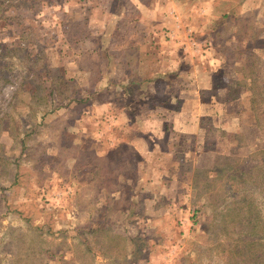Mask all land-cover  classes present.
<instances>
[{
    "label": "rangeland",
    "instance_id": "rangeland-1",
    "mask_svg": "<svg viewBox=\"0 0 264 264\" xmlns=\"http://www.w3.org/2000/svg\"><path fill=\"white\" fill-rule=\"evenodd\" d=\"M133 27L131 72L109 44ZM262 150L264 0H0V264H228L227 206L264 211L229 175Z\"/></svg>",
    "mask_w": 264,
    "mask_h": 264
},
{
    "label": "trees",
    "instance_id": "trees-1",
    "mask_svg": "<svg viewBox=\"0 0 264 264\" xmlns=\"http://www.w3.org/2000/svg\"><path fill=\"white\" fill-rule=\"evenodd\" d=\"M124 60L125 62L127 61V53L124 56ZM132 62L133 60L128 61L130 64ZM151 81V79H142L143 83H150ZM170 87L171 84L169 85ZM162 92L164 91L162 90ZM201 93L206 94L209 92ZM235 99L237 98L235 97ZM138 134L130 133L129 136H136ZM229 159L232 160V158H225V160ZM239 161L241 163L237 167H232L236 168L234 169L233 175H229L232 180L240 184L238 185V190L242 189L246 191V187L244 186L246 184L249 185L251 180L255 183H257V180H260L259 182H261L264 188V150L255 152L247 158L239 159ZM248 162L249 164H246ZM257 170L259 174L253 175ZM261 195H263L262 198L264 199V191H262ZM238 199L235 207L228 205L225 211V216L230 220H228L229 226H225L223 231L230 234L234 232L237 237L235 243L232 242V246H229L231 257L229 258L228 264H264V211L258 206L256 198L251 195ZM229 228H231L232 232H228L230 230ZM128 239H131L130 243L135 248V238L132 239L129 237Z\"/></svg>",
    "mask_w": 264,
    "mask_h": 264
},
{
    "label": "crops",
    "instance_id": "crops-1",
    "mask_svg": "<svg viewBox=\"0 0 264 264\" xmlns=\"http://www.w3.org/2000/svg\"><path fill=\"white\" fill-rule=\"evenodd\" d=\"M166 13H163L160 16H156V14H158L157 11L154 12V13L152 11H150L148 13H144V15L146 16V18H144V19H147V17H149V16H154V18L151 17V19H150L151 22H152V25H154V29H153L154 33L155 32H160L162 29H164L165 26H169L170 28H174L173 26L169 25V23H170L169 21L171 19V16L168 13H167V17L164 18ZM142 14H143V12H139V13L137 12L135 17H131V16L126 15V16H124V18L127 19V21H130L129 23H130L131 26H134L133 23H138L139 21H137V19L140 20L142 18ZM114 18H117V16L114 17ZM117 20H120L119 16H118ZM132 21H134V22L132 23ZM116 25H117V22H116ZM118 25H119V27H112V29L110 27L106 28V30L104 31L103 35L104 36H110V39H111V37H113V38L114 37H121L122 34H123V29L124 28H120V24L119 23H118ZM127 30H129V32L125 33V35H124L125 37L121 41H118V42L116 41L115 44L111 43V42H114L115 39H113V41H110V44H109L110 47L109 48L111 49V51L113 53H116L118 55V57L126 56V53H127V61H132L133 60V62H132V64L126 62V63H124V66L128 67V69H130V71H131V69L134 67V64L137 65V63H140V62L142 63V59H145L144 56L147 54V52L145 53V50H144L143 55L144 54L145 55L142 56V49H143L142 42H143V38H142V35H141L142 33L139 31V29H135V27H133V28H129ZM147 31L150 33V30L147 29ZM160 72L161 73H158V76L150 84L155 83L159 79L163 78V76L168 75L167 73H165L167 71H165V72L160 71ZM204 81H205V79H204ZM204 81L202 80L201 83H203ZM107 85H108V87L109 86L110 87L113 86L112 81L110 80L109 84H107ZM121 87L123 89L125 98H128V96H130V93L128 91V87H126L125 85H123ZM202 88L203 89H207L208 87L207 86H202ZM183 92H184V94L188 93V91H183ZM192 101H194V103L197 104V99H194V100L187 99V100H185V104H184L182 110L180 111L181 116L186 117L187 113H189V112L195 114V111L192 112V110L190 108V102H192ZM197 106H198V109L200 111L201 103H200L199 99H198V104L196 105V108H197ZM126 110H127V114L129 115L130 112H129L128 108H126ZM129 128H130V124L127 125V126L122 127L121 130L123 132L121 130L117 131L119 135L120 134L123 135L122 139L123 140L125 139L124 142L123 141H121V142H123L124 145H126V146H128V147H130L132 149H134V147H135L136 149L140 150L141 152L147 151V145L148 144L146 143V141L143 138H140L141 136H138V135L129 136L130 133H135V132H131V130H129ZM126 136H128L129 140H127Z\"/></svg>",
    "mask_w": 264,
    "mask_h": 264
}]
</instances>
